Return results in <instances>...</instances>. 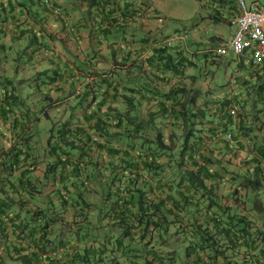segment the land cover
<instances>
[{
  "label": "trees",
  "instance_id": "obj_1",
  "mask_svg": "<svg viewBox=\"0 0 264 264\" xmlns=\"http://www.w3.org/2000/svg\"><path fill=\"white\" fill-rule=\"evenodd\" d=\"M37 1L50 11L57 8L53 0ZM80 1L87 4L86 12L90 14V25L96 28V32L98 31L99 42L101 44L107 42V55H98L93 49L87 51L89 59L84 60L81 69L87 71L86 80L89 85L94 82L91 79L97 74L95 68L97 65L92 66L91 63L105 58L107 63L113 62L114 67L123 66L125 61L123 59L127 56L124 42L127 41L125 38L130 32L129 26L137 24L142 18L150 19L156 15H153L147 6L141 9L131 8L127 0ZM208 1L213 9L212 19L221 22L227 0ZM228 3L231 5L230 10L235 9V0ZM176 34L161 40L142 39L148 42L150 51L164 53L169 49H181V43L178 41L170 46L166 43ZM38 40L39 38L35 41ZM60 44L68 57L64 49L65 42L63 45ZM9 50L6 45L0 44V141L10 140V146L18 142L20 150L17 165L21 166L27 160L30 162L21 176L22 179L31 182L30 175L34 171H43L44 179L52 181L54 178L69 189L67 198L63 199L64 202L81 206L80 211L86 218L85 221L91 222L94 215L96 224L82 225L80 222L76 226L79 234L75 237L78 238L80 233L84 232L82 239L92 237L91 243L82 244L80 237L76 238L75 242L73 237L74 242L71 239L54 245L57 242L52 236L56 234L57 238L59 234L56 229L53 230L54 220H47L46 215L43 217L42 211H36L35 217L33 216L34 219L43 218L40 224L32 222V225H29L20 221L18 216H12L1 209L0 222L3 223L0 224V264L7 262L13 264L15 261L18 264H111V262L120 264V258L115 256L114 252L134 243L133 231L143 239L149 237V243L152 242V235L158 232L159 242L155 240L153 245L155 249L160 250L161 241L168 239L170 225L173 226L174 223L177 229L181 227L182 232L186 230L190 233L188 243L184 242L175 249L177 258L165 261L166 256L160 252L152 258L153 262L179 264L176 260L184 258L188 260L191 254L197 253L196 263L209 264L206 259L208 256L209 260L213 261L211 263L233 264V251H238L244 254L242 264H264L253 259L251 255L255 248L252 237L256 236L263 244L264 228L263 231L258 228L253 232L249 231L245 222H238L237 219H240L241 215L231 220L233 207L230 205V198L226 193L215 190L216 186L227 183L233 185V181L242 180L239 182L240 185L253 193H246L243 196L245 205L252 195L258 200L264 192V140L262 138L260 140L258 135L264 132V74L252 73L232 77L228 86H225L228 88L227 94L208 110L193 112L191 109L193 99L187 104H180L182 107L186 106L188 110L183 113L185 118L181 139L173 137L166 142L163 134L158 133L156 140L140 144V149L146 148L144 152L139 150L146 155L141 159L143 156L141 153L137 158L134 154L139 144L134 141L137 136L133 135L140 133V126L134 132H130L125 130L122 124L128 119L132 112L131 108L134 107L133 98L129 96L121 98L124 96L121 93V85L127 84L128 81H122L120 75L110 78L109 74H114L116 70L108 69L107 76L102 79L103 86L105 85L104 92L95 97L97 103L93 111L88 112L87 108L85 109L84 122L77 123L74 125L75 128L67 122L60 126L51 124L47 129L49 142L52 144L51 153L55 155L59 149L68 151L60 153L57 159L45 166L34 158L35 148L28 136L25 138L20 136L22 131L31 127L35 122V116L41 112V110L34 112L30 106L26 107L25 98L20 95L26 81H20L16 76L23 67L20 60L27 57L29 52L24 48L16 53L13 59L11 58L13 53ZM51 53L50 50L43 53L46 55V61L47 59L52 61H49L51 63L49 68L51 70L54 68L55 72L54 79L49 82L58 84L57 78L63 80L61 76L74 67L61 58L52 57ZM248 66L252 67L250 64ZM263 66L264 63L260 67L252 68L260 70ZM9 70L13 71V74ZM44 82L47 85V80ZM83 104L84 101H81L80 105ZM232 110L235 114L231 113ZM200 116L206 120L201 123L209 128L196 131L194 119ZM15 131L18 134L17 139L5 138L9 132L13 136ZM41 131L43 132L37 128L34 136L40 135ZM200 132L206 135L198 137L196 134ZM93 133L97 136L92 137ZM227 134L231 135L230 138H227ZM195 136L198 138L191 141ZM218 136L222 138L216 140ZM101 139L104 141L100 142ZM103 150H107L104 155ZM216 152L223 156H216ZM229 155L231 157L228 159ZM4 166L5 163L1 164V169ZM142 171H145L151 180H147ZM157 199L159 201L155 202ZM168 203L172 204V208L164 210ZM129 205L138 207V214L133 213L137 218L132 221L128 214ZM189 209L194 219L189 218L186 226H178L181 222H178L175 216L178 214L186 216L190 213ZM168 211L175 215V222H168L166 215ZM258 213L263 218L264 208ZM201 214L204 219L199 222L198 216ZM236 214L235 212L234 215ZM238 224L244 228L238 230ZM126 239L130 240V244H126ZM201 250H207V256L201 253ZM54 254H60L61 257L53 258ZM261 254L264 255V252ZM110 256L113 257L111 262L107 261Z\"/></svg>",
  "mask_w": 264,
  "mask_h": 264
},
{
  "label": "crops",
  "instance_id": "obj_2",
  "mask_svg": "<svg viewBox=\"0 0 264 264\" xmlns=\"http://www.w3.org/2000/svg\"><path fill=\"white\" fill-rule=\"evenodd\" d=\"M229 1L227 0L225 7L223 6L225 10L221 19V22L225 23L227 21L228 25L232 17ZM53 2L56 3L57 8L50 11L48 7L40 4L37 0H0V12L2 13L0 15V44L2 43L10 49L9 51L13 53L11 55L13 59L15 54L22 49L24 50V48H27L29 52V55L22 59L24 61L22 71L23 75H25V86L27 87L21 90L20 95L25 98L26 107L30 106L34 112L40 110L41 112L37 117L35 116V122L31 127L24 132L22 131L20 136L21 138L28 136L35 148L33 152L34 158H37L41 165H49L54 159L59 157L60 153L68 151L67 149L65 151L59 149V152L53 155L51 153L52 144L49 142L48 135L45 137L41 131L40 138H35L34 134L37 128L43 130L41 127L42 120L52 121L56 126L70 122L75 128L74 125L83 121L85 109L87 108L88 112L93 111L97 103L95 97L103 94L105 85L103 86L102 79L107 76L108 69L110 71L116 70L114 74H109L110 78L113 79V77L120 75L122 81H128L127 84L122 83L121 85V93L124 95L121 98L129 96L134 99V107L131 108L132 112L122 124H124L125 130L127 129L130 132H134L140 126V133H133L134 136H137L134 141L139 144L138 149L134 153L136 158L146 149L144 147L140 149L142 142L156 140L158 133L163 134L166 142L173 137L174 139H181L185 118L183 113L188 110L186 106L182 107L180 104H187L193 99L194 104L191 105V109H193V112L199 113L198 110H208L216 101L227 94L228 88L225 85L218 83V90L217 88L215 89L216 76L212 70H209V67L210 64L213 65L217 62V57H214L212 53L209 54V51L192 52L186 44H181L180 50L174 48L175 50L169 49L164 53L150 51L148 42H144L142 38H156L153 34L154 31H152L154 21L151 19L154 16L150 19L147 17V19L142 18L137 24L129 26L130 32L125 38L127 41L124 42L128 57L125 56V59H123L125 60L123 66L114 67L113 62L107 63L105 58L93 61L91 65H97L95 66L97 74L91 79L94 82L87 85V71L84 68L81 69L84 60L89 59L87 51L93 49L98 52V55H107V42L103 44L99 42L98 31L96 32V28L90 25V14H85L88 13L86 12V3H81L80 0H70V2L75 3L74 5L78 4L77 9H75L74 7L71 8V6L68 8L64 7L68 0H53ZM215 22L218 21L216 20ZM2 28L3 30L1 31ZM176 33H182V31L176 30L172 34ZM37 38L39 40L35 41ZM215 39L221 40L220 37ZM64 42V49H66L68 57L62 47H60V43L63 45ZM48 50L52 52V57L61 58L74 67L71 71L61 76L63 80L57 78L58 84L49 82L54 77L53 74L55 72L53 71L54 68L52 70L49 68L51 65L49 61H52L48 59L46 61V55L43 54L44 51L47 52ZM53 53H55V56H53ZM202 56L203 58H201ZM170 64L172 65L168 69ZM11 72L13 74V71ZM252 73L264 74V66L260 70L248 66L247 75ZM18 76H21L20 73ZM18 79L21 80L20 78ZM43 80H47V85H45L46 83ZM209 81L215 85L214 88L209 86ZM81 101H84L83 105H80ZM53 113L56 114V117H54ZM35 115L37 114L35 113ZM25 119L27 120L28 118L25 117ZM205 121L201 116L195 118L194 124L196 126L194 130L208 129L209 126L201 123ZM12 123L9 122V124ZM196 135L198 137L200 135L205 136L206 133L200 132ZM258 135L260 140L261 138L264 140V132L258 133ZM95 136L97 135H92V137ZM9 137L17 139L18 134L15 131L12 136L9 132L5 138ZM198 137L191 138V141L196 140ZM213 138L215 139V137ZM221 138V136H218L216 140ZM9 141L7 139L0 141V210L4 209L10 215L18 216L20 221L29 225L37 222L40 224L43 218L34 219L33 216L36 211H42L43 217L46 215L47 220H54L52 221L54 224L53 230L56 229L59 234L57 238L56 234L52 236L57 242L54 245L71 239L74 242V238L76 242L77 237L75 236L79 234L76 226L80 222L82 225H95L96 217L92 215L91 222L85 221L86 218L80 211L81 206L64 202L65 200L63 199L67 198L69 189L54 178L52 181L44 179L43 171H34L30 175L31 182L22 179L21 176L24 175L23 172L30 162L27 160L21 166L17 165L19 160L17 155L20 150L18 142L15 143L17 145L10 146ZM102 141L104 140L101 139L100 142ZM106 153L107 150L102 151V155ZM141 154L143 155V153ZM218 155L223 156L221 153L216 152V156ZM144 156L146 155H143L141 159ZM240 156L245 158L243 154H240ZM230 157L231 155L227 158L229 159ZM3 163H5V166L1 169V164ZM144 172H141L143 176L147 180H151ZM39 178L41 179L39 180ZM241 181L239 180V182ZM239 182L233 181V185H230V183L222 184L216 186L215 190L219 193H226L228 198H230V205L233 207L231 220L237 219L238 215H241L242 217L237 220H239L238 222H245L249 231L253 232L256 228L262 230L264 228V217L262 218L258 212L261 208H264V192L258 200L252 195L251 199L249 198L251 201L248 200L245 205L243 196L252 192L243 188ZM252 198H255V200ZM157 201L159 199L155 200V202ZM129 206L128 214L130 221H132L137 218L133 216V213L138 214V207ZM170 208H172V204L168 203L164 210H170ZM189 212V216L174 215L177 217V221L181 222L178 223V226H186L189 223V218L194 219L191 209H189ZM235 212L237 213L236 215H234ZM166 215L169 223L175 222V217L171 215L170 211ZM198 219L199 222H202L204 216L201 214ZM170 226L168 239L161 241L162 248L160 250L155 249L153 245L155 240L159 238L158 232L152 235V242L149 243V237L143 239L133 231L134 243L127 248L115 250L114 255L120 258V264H150L151 262V264H166L165 261L170 260V258L178 257L175 249L184 242L188 243V238L191 236L186 230L182 232L181 227L177 229L178 227L175 223ZM240 228L244 227L238 224L237 229L240 230ZM83 233L81 232L79 236L82 240L81 243H91L93 238L82 239ZM252 238V244L255 248L251 255L259 263H264V255L261 254L264 252V243L262 244L256 236ZM125 242L127 245L130 244L129 239H126ZM239 250L242 251V249ZM160 252L164 254V257L166 256L165 261L153 262L152 258L156 257ZM200 252L205 253L207 256V250H201ZM196 254H191L188 260L184 258L176 260V262L179 264H204L195 262ZM243 255L238 251H233V264H242L244 261ZM112 258V256L108 257L107 261L111 262ZM206 259L210 262L209 264H216L211 263L213 261L212 259L209 260L208 256ZM5 264L11 263L7 262Z\"/></svg>",
  "mask_w": 264,
  "mask_h": 264
},
{
  "label": "rangeland",
  "instance_id": "obj_3",
  "mask_svg": "<svg viewBox=\"0 0 264 264\" xmlns=\"http://www.w3.org/2000/svg\"><path fill=\"white\" fill-rule=\"evenodd\" d=\"M127 1H129L131 8L136 7V9H141V7L147 6V9H149L153 15H156L154 16L155 18L151 19L154 21L152 31H154L153 34L156 38L159 40L168 38L172 36L174 31L180 30L182 33H185L186 45L192 52L209 51L208 53L210 54L223 43L228 42L233 34V29L230 28L227 21H225V23L223 21L215 22L214 19H212L211 16L213 15V9L208 0H202V2H199L198 0ZM233 1L234 0H231V2ZM262 1L263 0H246V3L250 8L254 2L261 3ZM68 2H66L67 4L65 3L64 7L68 8L71 6V8L74 7L77 9L78 4L74 5L75 3L70 2V0H68ZM85 14L88 15V13ZM216 37H220L221 40L215 39ZM214 57L217 56L214 55ZM201 58H203V56ZM216 61L215 64H210L209 67V70H212L216 76L215 85L217 87L214 84H211L210 81L208 82L209 86L212 88L215 86V89L217 88L218 90V83H220V85L228 86L232 77L236 75H240L241 77L247 75L248 63L240 60L232 54L217 57ZM23 62V60H20V65L23 64ZM20 75L21 76L16 75L21 79L20 81L25 80V75H23L22 70ZM25 88L26 86L24 89ZM53 115L56 117V114L53 113ZM41 124L44 136L46 137L48 135L47 129L50 128L51 124H54V122L45 119L42 120ZM38 135L35 136L36 139ZM12 263L18 264L16 261Z\"/></svg>",
  "mask_w": 264,
  "mask_h": 264
},
{
  "label": "built area",
  "instance_id": "obj_4",
  "mask_svg": "<svg viewBox=\"0 0 264 264\" xmlns=\"http://www.w3.org/2000/svg\"><path fill=\"white\" fill-rule=\"evenodd\" d=\"M231 12L229 26L233 29V34L228 42L223 43L212 53L220 57L232 54L252 67H260L264 63V0L261 3L254 2L250 8L246 0H236L235 9ZM177 41L186 44L185 34H176L166 43L170 46ZM231 113L235 114V111L232 110ZM230 136L227 134V138ZM52 257L61 256L54 254Z\"/></svg>",
  "mask_w": 264,
  "mask_h": 264
},
{
  "label": "clouds",
  "instance_id": "obj_5",
  "mask_svg": "<svg viewBox=\"0 0 264 264\" xmlns=\"http://www.w3.org/2000/svg\"><path fill=\"white\" fill-rule=\"evenodd\" d=\"M185 34V33H184ZM213 54V53H212ZM215 55V54H214ZM217 56V55H216ZM217 57H220V56H217ZM223 57V56H222Z\"/></svg>",
  "mask_w": 264,
  "mask_h": 264
}]
</instances>
